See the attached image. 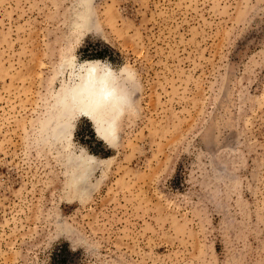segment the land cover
Wrapping results in <instances>:
<instances>
[{
  "label": "rangeland",
  "instance_id": "rangeland-1",
  "mask_svg": "<svg viewBox=\"0 0 264 264\" xmlns=\"http://www.w3.org/2000/svg\"><path fill=\"white\" fill-rule=\"evenodd\" d=\"M0 264H264V0H0Z\"/></svg>",
  "mask_w": 264,
  "mask_h": 264
},
{
  "label": "bare ground",
  "instance_id": "bare-ground-1",
  "mask_svg": "<svg viewBox=\"0 0 264 264\" xmlns=\"http://www.w3.org/2000/svg\"><path fill=\"white\" fill-rule=\"evenodd\" d=\"M109 79L110 77L107 73H101L98 76L96 73V67L94 65H89V67L85 70V75L80 77L78 87H74L69 92V94L74 97L75 101H77L78 95L82 99H89L87 103H83V105L78 106L79 114L95 119L94 113L97 105L103 103H110L113 105V103L117 102L121 95L116 93V89L114 88L113 83L109 82ZM97 120L99 121V119ZM99 123H101V121H99ZM109 132H111L110 129ZM90 160L92 161L93 158H90Z\"/></svg>",
  "mask_w": 264,
  "mask_h": 264
}]
</instances>
